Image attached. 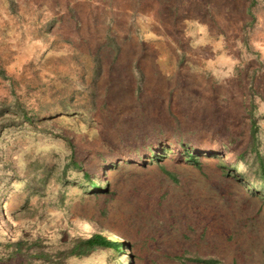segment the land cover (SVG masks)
<instances>
[{
  "label": "rangeland",
  "instance_id": "374dc122",
  "mask_svg": "<svg viewBox=\"0 0 264 264\" xmlns=\"http://www.w3.org/2000/svg\"><path fill=\"white\" fill-rule=\"evenodd\" d=\"M257 154L264 0H0V264H264Z\"/></svg>",
  "mask_w": 264,
  "mask_h": 264
},
{
  "label": "trees",
  "instance_id": "16d2710c",
  "mask_svg": "<svg viewBox=\"0 0 264 264\" xmlns=\"http://www.w3.org/2000/svg\"><path fill=\"white\" fill-rule=\"evenodd\" d=\"M186 157L190 162H192L195 165H198L199 161L196 158V156L186 153ZM257 159L260 161L261 175H264V167L261 158L259 157V154H257ZM263 185H264V181H263ZM92 187L96 190L100 189L98 184H93ZM98 247H109L112 248L114 252L115 251L121 252L123 250L122 244L116 242V240H114L113 237L105 236L102 233H95L91 235L89 238L79 241L71 250V254L78 257L85 256L91 253L92 251H94ZM174 259L183 261V263L190 261L198 264H222L220 261L214 258H204L201 256H194L193 258H185V259H182L181 257H175Z\"/></svg>",
  "mask_w": 264,
  "mask_h": 264
}]
</instances>
